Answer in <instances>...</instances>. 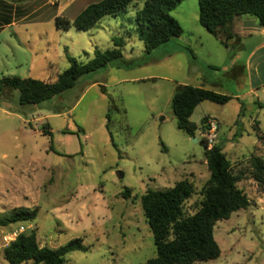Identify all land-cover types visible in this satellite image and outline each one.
I'll use <instances>...</instances> for the list:
<instances>
[{
	"label": "rangeland",
	"instance_id": "374dc122",
	"mask_svg": "<svg viewBox=\"0 0 264 264\" xmlns=\"http://www.w3.org/2000/svg\"><path fill=\"white\" fill-rule=\"evenodd\" d=\"M4 1L37 11L0 30V79L54 81L70 66L68 55L86 62L96 47L112 48L113 36L126 40L123 60L84 75L59 97L22 105L18 90L0 94V215L19 207L38 209L33 222L11 227L32 226L26 232L35 230L39 243L52 248L83 238L88 249L67 254V264H144L157 250L141 197L188 179L194 193L185 210L196 211L210 177L202 123L208 117L219 122L215 143L223 144L252 204L217 222L221 255L196 264H264V185L252 178L253 158L264 160V86L255 96L232 97L225 104L200 103L190 118L199 127L197 142L178 128L172 109L184 81L206 78L203 85L219 93L244 92L248 48L236 62V54L200 24L199 0H184L171 12L183 27L182 37L150 53L132 30L144 0L89 31L57 28L56 0ZM62 12L72 18L68 8ZM110 98L115 109L108 128ZM7 229L0 227V246ZM2 250L0 264H10Z\"/></svg>",
	"mask_w": 264,
	"mask_h": 264
},
{
	"label": "trees",
	"instance_id": "16d2710c",
	"mask_svg": "<svg viewBox=\"0 0 264 264\" xmlns=\"http://www.w3.org/2000/svg\"><path fill=\"white\" fill-rule=\"evenodd\" d=\"M183 1L144 0L143 6L137 10L132 30L144 42L147 53L183 34V27L171 15ZM132 4L138 7L136 0H102L87 6L74 19L58 15L55 23L57 28L64 31L73 27L89 31L104 17L117 16ZM241 15L256 17L264 27V0H199L200 24L227 48L236 36L234 21ZM112 40V48L103 50L96 47L94 56L86 62L68 55L70 66L54 81L3 77L0 79V94L4 88L18 90L22 105L40 104L59 97L75 87L84 75L123 60L126 40L121 36H113ZM231 99L232 96L204 87L178 85L172 97L178 128L190 137H195L199 127L190 118L197 106L204 101L225 104ZM110 104L108 128L111 113L115 109L113 98H110ZM207 121L208 117H205L203 128ZM111 137L114 141L112 133ZM204 142L210 177L202 189V199L195 212L188 213L185 210L186 201L194 193V185L188 179H182L173 187L163 190L149 189L141 197L144 215L157 250V255L144 264H196L217 259L221 255V248L215 238L217 222L230 218L235 211L247 209L252 204L244 189L238 186L240 176L234 172L223 144L215 143L208 149L205 139ZM252 178L258 185H264V160L260 157L252 160ZM123 195L128 197L129 189ZM37 211V208H13L10 213L0 215V226L31 223L36 219ZM87 249L83 238H74L57 248L42 246L36 231L31 230L21 233L15 241L4 247L3 253L10 264H67V254Z\"/></svg>",
	"mask_w": 264,
	"mask_h": 264
},
{
	"label": "crops",
	"instance_id": "0c3cea01",
	"mask_svg": "<svg viewBox=\"0 0 264 264\" xmlns=\"http://www.w3.org/2000/svg\"><path fill=\"white\" fill-rule=\"evenodd\" d=\"M100 1L102 0H56V7L57 10H59L57 16L63 13L62 11L65 7L72 11V18L70 19H74L87 6ZM48 3L51 4V1H48ZM56 3L54 2L53 4ZM36 11V9L31 10L28 7H19L15 6L14 4H10L4 0H0V30L3 29L5 26H13L18 24L19 22H25L29 20L31 15H33ZM7 16L9 17L6 18ZM234 32L236 36L231 39L230 46L228 47V49L232 53L236 54L235 61H238L240 53L244 49L248 48L249 51L245 57L244 66L242 70L243 72H245L247 78V84L245 85V87L247 86L246 90L242 93H237L232 97L240 98L247 95L255 96L257 94V91L262 86H264V27L256 17L251 15H241L236 17L234 21ZM182 35L180 37H182ZM237 71L233 72V76H238L239 71ZM207 80L208 79L204 78L205 82ZM205 82L194 84L184 81L180 84H190L196 87H204L213 90L211 87L209 88L203 85ZM5 89L6 88H4V90ZM0 227H10V229H7L8 231H2V235L6 232L9 233L10 231L15 229L12 228L11 225ZM2 248L4 249L3 237L2 245L0 246V251L2 250Z\"/></svg>",
	"mask_w": 264,
	"mask_h": 264
},
{
	"label": "built area",
	"instance_id": "2783aa9c",
	"mask_svg": "<svg viewBox=\"0 0 264 264\" xmlns=\"http://www.w3.org/2000/svg\"><path fill=\"white\" fill-rule=\"evenodd\" d=\"M220 124L214 118H209L205 123V136L204 139L206 141L208 149H210L216 142V139L219 136ZM32 227V226H30ZM30 227H26L25 225H20L14 230L3 236L4 247L8 246L11 242L15 241L16 238L23 232H26Z\"/></svg>",
	"mask_w": 264,
	"mask_h": 264
},
{
	"label": "water",
	"instance_id": "95a60500",
	"mask_svg": "<svg viewBox=\"0 0 264 264\" xmlns=\"http://www.w3.org/2000/svg\"><path fill=\"white\" fill-rule=\"evenodd\" d=\"M194 141H196V142H197V141H198V139L194 137Z\"/></svg>",
	"mask_w": 264,
	"mask_h": 264
}]
</instances>
